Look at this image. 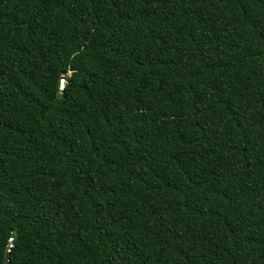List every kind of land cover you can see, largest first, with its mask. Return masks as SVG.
I'll return each mask as SVG.
<instances>
[{
    "label": "trees",
    "instance_id": "trees-1",
    "mask_svg": "<svg viewBox=\"0 0 264 264\" xmlns=\"http://www.w3.org/2000/svg\"><path fill=\"white\" fill-rule=\"evenodd\" d=\"M7 260L264 264V0H0Z\"/></svg>",
    "mask_w": 264,
    "mask_h": 264
},
{
    "label": "water",
    "instance_id": "water-1",
    "mask_svg": "<svg viewBox=\"0 0 264 264\" xmlns=\"http://www.w3.org/2000/svg\"><path fill=\"white\" fill-rule=\"evenodd\" d=\"M60 85H61V87H63V81H61ZM6 256H7V254H6ZM7 264H10L8 260H7Z\"/></svg>",
    "mask_w": 264,
    "mask_h": 264
}]
</instances>
